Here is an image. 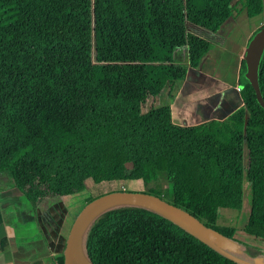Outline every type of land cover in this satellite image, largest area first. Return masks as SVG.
<instances>
[{"label": "trees", "instance_id": "16d2710c", "mask_svg": "<svg viewBox=\"0 0 264 264\" xmlns=\"http://www.w3.org/2000/svg\"><path fill=\"white\" fill-rule=\"evenodd\" d=\"M236 1L249 18L263 12V0H0V175L11 181L10 193L33 209L86 194L84 207L102 196L86 183L110 168L108 179L142 181L144 193L212 228L237 219L246 182L251 200L242 231L264 242V109L245 62L243 106L226 120L180 126L168 106L142 113L134 105L139 83L182 82L210 50L186 25L214 34ZM90 82L113 87L98 92L97 102ZM258 82L264 100V52ZM160 179L167 191L151 192ZM228 237L243 261L264 264V248ZM85 254L92 264H239L135 206L96 218ZM51 262L64 264V254Z\"/></svg>", "mask_w": 264, "mask_h": 264}, {"label": "crops", "instance_id": "0c3cea01", "mask_svg": "<svg viewBox=\"0 0 264 264\" xmlns=\"http://www.w3.org/2000/svg\"><path fill=\"white\" fill-rule=\"evenodd\" d=\"M233 6L232 17L216 33L203 37L210 43V50L197 67L188 68L182 82L154 80L139 83L136 89L134 85L137 109L145 113L168 106L174 124L194 126L226 120L243 106L237 87H241L246 49L264 26V0L262 14L253 18L247 16L239 2H234ZM184 55L183 51V63ZM3 189L0 194V264H51V256L64 253L67 242L65 206L56 203L33 209L19 194L10 193L13 187Z\"/></svg>", "mask_w": 264, "mask_h": 264}, {"label": "water", "instance_id": "95a60500", "mask_svg": "<svg viewBox=\"0 0 264 264\" xmlns=\"http://www.w3.org/2000/svg\"><path fill=\"white\" fill-rule=\"evenodd\" d=\"M263 52L264 26L261 27L259 31L253 36L246 49V55L244 58L245 78L254 89L257 102L264 109V100L262 98L258 82V70ZM120 206L142 207L159 213L160 215L185 227L188 231L197 236L207 245H209L222 255L227 256L217 245L224 246L232 243V241L217 230L205 226L188 212L168 203L162 198L148 193L118 191L97 197L96 199L85 205L78 213L67 237L65 250L63 253L64 264H92L87 259V256L85 254L86 237L84 238V240L83 237L87 233L94 220H96V218H98L103 212ZM228 258L235 261V259L232 257ZM237 263L261 264V259H256L254 263L245 261Z\"/></svg>", "mask_w": 264, "mask_h": 264}, {"label": "rangeland", "instance_id": "374dc122", "mask_svg": "<svg viewBox=\"0 0 264 264\" xmlns=\"http://www.w3.org/2000/svg\"><path fill=\"white\" fill-rule=\"evenodd\" d=\"M187 31L194 33L195 35H197L198 37L204 39L203 37H207L210 36V34L205 31L202 30L200 28L194 27L190 24L186 25ZM207 35V36H206ZM184 51V50H182ZM179 51V62L182 64L183 62L182 60V56H181V52ZM184 56L183 59H185V63H186V55L187 52L184 51ZM113 87L112 84H100L99 82H90L89 83V90L92 93L93 97L97 99H99L98 97V92L100 91H104L107 90L108 88ZM107 96V94H106ZM102 98V97H101ZM98 102V101H97ZM98 106V105H97ZM114 123L111 121L110 123H106V127L113 125ZM108 169L106 172H100L98 171V173L96 172L93 177L92 180H89V182L86 183V186L89 190L90 193H92L93 195H105L111 192H116L117 190L120 191H127V192H144L145 191V187H144V183L142 181L139 180H131V181H125V180H110L108 179L110 176V172H108L110 170V168H106ZM162 181L160 187H152V189H150L151 192L153 193H157L159 191H161V193H165L167 191V185L163 182V179H160ZM11 186V181L3 175H0V194L3 193V187H9ZM87 192V191H86ZM251 192H250V188L249 185L245 182L244 183V197H243V204H242V209L237 217V219L234 221H229V222H221L219 223V225H212L211 227L216 229L218 232H222L225 236H230L231 234H233V237L241 240L245 243H248L249 245H253L255 247H259V248H264V242L261 240H256L253 239L252 237H249L247 235H245L242 231V226L246 223L247 221V216L249 214V209H250V200H251ZM86 197V194H82V195H73L67 198H63V199H55L52 200L50 202H48L46 205L47 207H51L52 204H56V203H62L63 206H65V217H66V222H68V231H70L71 226L76 218V216L78 215L77 213H79L82 210V203H81V199ZM69 234V233H68ZM86 237V234L83 237ZM229 238V237H228ZM84 245V243H83ZM82 245V246H83ZM221 251L223 253H225L228 257H232L235 259L236 262H243L244 257H242V248L235 244V243H230L224 246H220L217 245ZM84 247V246H83ZM241 256V257H240ZM240 257V259L238 258Z\"/></svg>", "mask_w": 264, "mask_h": 264}, {"label": "built area", "instance_id": "2783aa9c", "mask_svg": "<svg viewBox=\"0 0 264 264\" xmlns=\"http://www.w3.org/2000/svg\"><path fill=\"white\" fill-rule=\"evenodd\" d=\"M237 90L240 91L241 90V87H237Z\"/></svg>", "mask_w": 264, "mask_h": 264}]
</instances>
